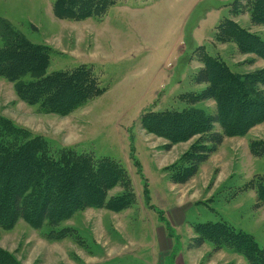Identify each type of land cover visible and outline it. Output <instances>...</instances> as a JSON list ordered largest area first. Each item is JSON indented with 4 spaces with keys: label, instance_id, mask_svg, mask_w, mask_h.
<instances>
[{
    "label": "rangeland",
    "instance_id": "1",
    "mask_svg": "<svg viewBox=\"0 0 264 264\" xmlns=\"http://www.w3.org/2000/svg\"><path fill=\"white\" fill-rule=\"evenodd\" d=\"M110 1L116 5L103 16L75 21L56 17L54 0H0V31L48 46L49 74L86 66L106 89L61 117L21 101L13 83L0 78V117L26 139L45 138L53 151L70 148L119 163L135 191V204L119 213L88 208L41 228L20 219L13 228L0 226V250L16 264H249L229 247L196 241L199 226L225 223L264 250V205L258 206L250 186L264 177V157L250 151L251 144L264 145V123L242 138H225L196 176L174 184L172 178L185 175L189 160L183 156L199 137L168 150L171 142L146 132L141 119L190 107L187 95L207 87L195 82L206 58L221 59L238 75H264V51L244 54L229 36L232 22L264 40V26L254 25L247 10L255 3ZM227 85V80L217 83L222 90ZM196 108L213 115L217 104L210 100ZM122 192L117 187L109 197Z\"/></svg>",
    "mask_w": 264,
    "mask_h": 264
},
{
    "label": "trees",
    "instance_id": "2",
    "mask_svg": "<svg viewBox=\"0 0 264 264\" xmlns=\"http://www.w3.org/2000/svg\"><path fill=\"white\" fill-rule=\"evenodd\" d=\"M246 1L255 3L247 9L252 23L264 26V0ZM113 5L110 0H54V13L61 20L85 21L103 16ZM230 31L233 43L244 54L263 55L260 52L264 51V40L258 35L232 22ZM50 54L46 45L33 44L9 29L0 31V78L13 83L21 101L61 117L71 115L105 92L93 70L86 66L49 74ZM220 60L205 59V67L195 82L207 87L200 94L187 95L190 107L150 112L141 119L146 132L171 142L166 146L168 150L176 143L199 137L183 156L189 160L186 169H182L185 175L177 174L180 180L172 178L174 184H186L196 176L225 138H242L264 123V90L261 89L264 75L253 78L235 74ZM219 80H227L229 85L219 89ZM230 95L237 96L238 101L233 102ZM210 100L217 104L215 114L196 108V104ZM217 125L221 131L216 130ZM263 147L261 142L254 143L250 151L255 157H264ZM250 186L256 192L258 206H263L264 177ZM117 187L123 192L109 197ZM135 199L129 176L119 163L70 148L53 151L45 138L26 139L20 130L0 117L1 227L13 228L20 219H26L34 228H41L47 221L61 223L88 208L119 213L131 208ZM198 232V246L210 241L219 249L229 247L242 254L249 264H264V250L252 236L237 232L225 223H208L199 226ZM15 261L0 250V264H16Z\"/></svg>",
    "mask_w": 264,
    "mask_h": 264
}]
</instances>
